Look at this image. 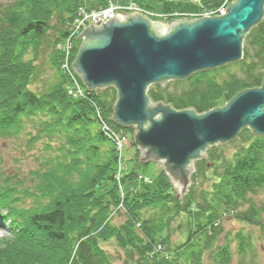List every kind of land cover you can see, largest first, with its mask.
Instances as JSON below:
<instances>
[{
	"label": "trees",
	"instance_id": "trees-1",
	"mask_svg": "<svg viewBox=\"0 0 264 264\" xmlns=\"http://www.w3.org/2000/svg\"><path fill=\"white\" fill-rule=\"evenodd\" d=\"M107 1L0 4V141L25 135L27 144L42 140L46 150L45 156L39 155L44 157L41 166L32 170L26 183L8 177L0 167V222L5 221L11 233L0 245V264H114L100 240H113L128 256L127 264H204L205 257L210 264H230L229 242L217 243L224 215L257 227L264 245V198L260 197L264 136H255L248 127L230 140L229 151L211 146L205 159L194 161L190 185L181 197L162 170L152 180L151 192L143 184L141 191L128 193L124 221L112 224V214L119 211L112 188L118 157L112 136L125 137V146L130 143L139 153L133 139L135 128L112 120L117 100L113 86L88 89L76 101L68 97L65 86L81 39L72 41L68 54L60 46L71 34L80 7L97 10ZM136 1L144 5V0ZM199 1L203 8L215 10L224 0ZM242 41L241 60L164 85L150 84L147 96L153 103L169 104L176 110L192 108L200 114L215 108L221 97L229 101L241 90L260 86L264 14ZM41 53L47 56L53 77L35 90L32 87L41 78ZM65 56L67 67L59 63ZM138 157L128 168V180L140 175L137 166L149 163ZM107 184H111L105 188L109 199L103 201L95 191ZM175 234L184 239L173 243ZM233 240L241 257L254 248L250 231L235 232ZM153 244H159L167 255L150 256Z\"/></svg>",
	"mask_w": 264,
	"mask_h": 264
},
{
	"label": "water",
	"instance_id": "water-1",
	"mask_svg": "<svg viewBox=\"0 0 264 264\" xmlns=\"http://www.w3.org/2000/svg\"><path fill=\"white\" fill-rule=\"evenodd\" d=\"M263 14L264 0H234L222 15L171 20L167 29L163 21L133 12L114 14L100 26L89 23L79 34L72 69L90 90L116 88L112 120L135 127L140 162L161 163L180 187L178 197L190 184L193 161L206 158L208 147L234 139L244 127L264 136V77L260 86L200 114L153 103L147 88L240 60L244 34Z\"/></svg>",
	"mask_w": 264,
	"mask_h": 264
},
{
	"label": "rangeland",
	"instance_id": "rangeland-1",
	"mask_svg": "<svg viewBox=\"0 0 264 264\" xmlns=\"http://www.w3.org/2000/svg\"><path fill=\"white\" fill-rule=\"evenodd\" d=\"M13 1L14 0H0V4L7 5L12 3ZM109 1L110 0L107 1L108 3L105 5V7L110 6L108 8L110 11L109 13H113V15L116 14L117 16H120V13L130 14L133 12L140 11L141 12L140 14L144 15L148 19L149 16L150 17L153 16V18H157L158 21H163L166 25V29L168 28V23L171 20L183 19V18L191 19V18H199L203 16H219L217 14L209 15L210 9H206L205 7L204 9L202 7V3L199 0H144V5L137 3L136 0H134L133 3L130 2L131 0H111L112 3H110V5H109ZM232 1L234 0H230V3ZM135 3H137L138 5H135ZM230 3H228V5ZM97 11H99V9H97ZM108 18L109 17L107 16V18H105V21ZM121 19H124V17L121 16ZM100 24L101 23L99 22L92 23L93 26H100ZM87 26L88 25H86L84 28H86ZM248 31L245 33V35L248 33ZM164 32L165 30L162 31V34ZM66 45L69 46V44ZM72 46L73 43L71 44V47ZM242 48H243V41H242ZM241 59L242 57L240 58V60ZM59 63L61 64V66L66 67V65L69 63L68 57H64L62 61H59ZM38 66L39 69L41 70V78L39 85L37 87L35 86L32 87V89L35 90L37 89L40 90L44 86V83H49L53 77V71L50 69V67L47 64V56L45 55V53L40 54L38 59ZM69 73H70L69 74L70 80L65 86L66 94L71 100L74 101L84 98L88 88L84 86L83 81L72 68L69 70ZM227 102L228 101L225 99V97H221L217 101L216 107L223 106ZM130 135L131 134L128 132L129 138ZM24 136L20 135V137L18 138L0 141V161L2 162L0 164V167L3 168V171L5 172V174H7L8 177L13 178L16 181L23 180L26 183L29 181L31 177L30 175L32 170L41 166L40 163L42 160L41 158L44 159V157H39V155L45 156L46 150L44 146L45 144L44 141L40 140L38 142H34L33 144H27ZM229 142L230 141L225 142L223 144L217 143L213 146L221 145L223 147H226L227 150L228 149L230 150L232 148V144H229ZM210 147H208L204 151L205 154L206 151L210 149ZM122 152L124 156H122ZM122 152L121 155H118L117 157V163L115 165V170L113 175L114 186L112 188L115 191V196L118 201L117 209L119 210L112 214L111 221L112 224L114 225L122 223L125 219L127 210L123 207V204L124 201L128 198V193H130V191L131 192L141 191V187H142L141 185L143 184H147L149 186V192H151L152 187H154L153 185L154 183L152 182V180L154 179L155 175H157L162 170L164 171L161 163L151 161L148 164H144L143 166L136 165L140 175L137 177L135 181L130 179L128 180V178H126L128 168H130L134 163V161L132 160H134L136 154H138V156L140 157V151L139 153H137L136 148L134 146H131L130 143H128V148L127 146L124 145L122 148ZM50 153L52 154L53 152ZM201 158L205 159V157H201ZM193 167H194V161H193ZM192 173L189 175V181ZM189 185H187L186 187L188 188ZM110 186L111 184H107V185H103L102 187H99L95 191V194L101 196L103 198V201H107L109 197L106 194L107 189L105 188L106 187L109 188ZM172 187L177 192V194L180 193V187L178 185H172ZM260 197L264 198V192L260 193ZM28 204L29 203H26V205ZM224 216L225 217L222 218V223H221L222 234L217 243L218 245H221L224 242H229L230 251H231L230 264H264V245L262 240L263 238L262 236H260L261 234L258 232V228L255 226L244 224L231 215H227V216L224 215ZM6 224L7 223L5 221L0 222V245L3 242H5L6 237L11 235L10 230ZM136 225L139 226L138 228L141 227L140 224L138 223ZM239 230L250 231L251 233H253V239H254L253 250L251 251L248 250L245 256L243 257H241V255L236 251V243L233 240V236L235 232H238ZM183 239H184L183 237L177 236L175 234L172 236L171 241L174 243ZM99 244L101 248H103L112 257L114 264H127V262H129L128 256L126 255L124 250L118 247L113 240H108V241L100 240ZM157 253L161 254L162 256L167 255L162 252L161 248L159 247V244H155L153 250L150 252V256ZM204 264H210L208 257H205Z\"/></svg>",
	"mask_w": 264,
	"mask_h": 264
},
{
	"label": "built area",
	"instance_id": "built-area-1",
	"mask_svg": "<svg viewBox=\"0 0 264 264\" xmlns=\"http://www.w3.org/2000/svg\"><path fill=\"white\" fill-rule=\"evenodd\" d=\"M131 3H133L134 1H130ZM111 0L109 1V5H110ZM228 3H230V0H224L223 3L215 10H210L209 11V15H222L225 12V9L228 5ZM135 5H138L137 3H135ZM110 7V6H109ZM108 6L103 7L101 9H99V11H93V10H88V15L84 14L83 11L79 12V17L73 22L74 25H72V30H71V34L62 42V49L63 51L66 52V54L69 53L70 48H71V44L72 41H74L77 37H79L80 32L83 30V28L86 25H89V23H103L105 21V18L111 17L113 16V13H109V8ZM120 9V8H119ZM111 10V9H110ZM143 10V9H142ZM139 13H141L140 11H137ZM79 22H76L78 21ZM87 20H90L89 22ZM65 43V45H64ZM66 44H69V46H67ZM67 57V56H65ZM67 67V65H66ZM113 140L115 141L116 144V148L118 150V155H121L122 152V148L126 143V138L123 136H119V135H114L112 136Z\"/></svg>",
	"mask_w": 264,
	"mask_h": 264
},
{
	"label": "bare ground",
	"instance_id": "bare-ground-1",
	"mask_svg": "<svg viewBox=\"0 0 264 264\" xmlns=\"http://www.w3.org/2000/svg\"><path fill=\"white\" fill-rule=\"evenodd\" d=\"M227 6H228V5H227ZM99 9H101V8H99ZM82 11H83L84 14H87V15H88V10H87L86 8L80 7V8H79V11H78V14H77V16L75 17L74 21L79 17V12H82ZM93 11H97V10H93ZM149 19H150L151 21H158V19H157V18H153V16H152V17L149 16ZM74 21H73V22H74ZM87 21L89 22L90 20H87ZM73 22H72V25H74ZM76 22H79V20L76 21ZM134 128H135V127H134ZM134 132H135V130H134Z\"/></svg>",
	"mask_w": 264,
	"mask_h": 264
}]
</instances>
